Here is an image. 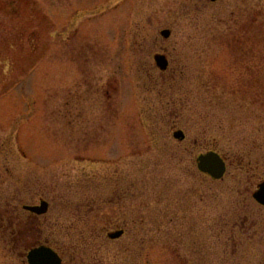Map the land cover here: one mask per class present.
Returning a JSON list of instances; mask_svg holds the SVG:
<instances>
[{
  "label": "rangeland",
  "instance_id": "374dc122",
  "mask_svg": "<svg viewBox=\"0 0 264 264\" xmlns=\"http://www.w3.org/2000/svg\"><path fill=\"white\" fill-rule=\"evenodd\" d=\"M263 182L264 0H0V264H264Z\"/></svg>",
  "mask_w": 264,
  "mask_h": 264
},
{
  "label": "water",
  "instance_id": "95a60500",
  "mask_svg": "<svg viewBox=\"0 0 264 264\" xmlns=\"http://www.w3.org/2000/svg\"><path fill=\"white\" fill-rule=\"evenodd\" d=\"M162 35L164 37H168L169 31H163ZM156 62L162 70L167 66V61L163 56H157ZM174 138L183 140V132H175ZM197 166L202 173L208 174L213 179L222 178L226 170V165L222 157L218 153L213 151L198 156ZM253 198L259 204L264 205V182L259 184L258 190L253 194ZM47 206V203L42 201L40 207L25 206L24 209L36 214H42L46 211ZM122 234L123 231H117L109 234V238L117 239L121 237ZM28 260L30 264H61V259L58 257V255L52 249L45 246H40L38 248L32 249L28 253Z\"/></svg>",
  "mask_w": 264,
  "mask_h": 264
}]
</instances>
